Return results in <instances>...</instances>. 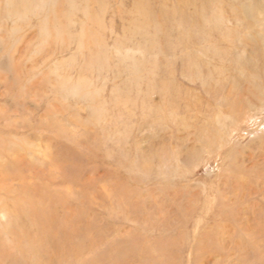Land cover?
<instances>
[{"label": "rangeland", "instance_id": "1", "mask_svg": "<svg viewBox=\"0 0 264 264\" xmlns=\"http://www.w3.org/2000/svg\"><path fill=\"white\" fill-rule=\"evenodd\" d=\"M263 9L0 0V264H264Z\"/></svg>", "mask_w": 264, "mask_h": 264}, {"label": "bare ground", "instance_id": "2", "mask_svg": "<svg viewBox=\"0 0 264 264\" xmlns=\"http://www.w3.org/2000/svg\"><path fill=\"white\" fill-rule=\"evenodd\" d=\"M232 1H233V0H232ZM235 3H236V2H235ZM252 5H253V4H252ZM252 5H251V6H252ZM232 6H233V5H232ZM245 6H246V5H245ZM251 6H250V7H251ZM253 6H254V5H253ZM262 6H263V5H262ZM247 9H248V7H247ZM251 9H252V7H251ZM260 10H261V9H260ZM257 11H259V9H258ZM261 11H262V10H261ZM263 11H264V9H263ZM247 12H248V11H247ZM248 15H249V14H248ZM250 15H251V14H250ZM251 17H252V16H251ZM248 19H250V18H248ZM248 19H247V20H248ZM251 19H253V18H251ZM249 21H250V20H249ZM261 37H262V36H261Z\"/></svg>", "mask_w": 264, "mask_h": 264}]
</instances>
